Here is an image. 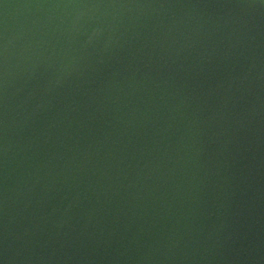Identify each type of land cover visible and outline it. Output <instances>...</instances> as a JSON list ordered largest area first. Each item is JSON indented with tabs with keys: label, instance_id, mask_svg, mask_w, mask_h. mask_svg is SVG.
Instances as JSON below:
<instances>
[{
	"label": "water",
	"instance_id": "1",
	"mask_svg": "<svg viewBox=\"0 0 264 264\" xmlns=\"http://www.w3.org/2000/svg\"><path fill=\"white\" fill-rule=\"evenodd\" d=\"M0 264H264V0H0Z\"/></svg>",
	"mask_w": 264,
	"mask_h": 264
}]
</instances>
